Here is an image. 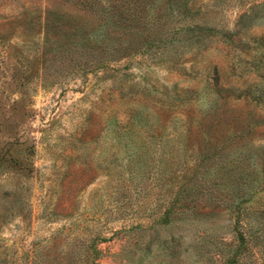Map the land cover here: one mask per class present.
Returning <instances> with one entry per match:
<instances>
[{"label": "rangeland", "instance_id": "rangeland-1", "mask_svg": "<svg viewBox=\"0 0 264 264\" xmlns=\"http://www.w3.org/2000/svg\"><path fill=\"white\" fill-rule=\"evenodd\" d=\"M0 264H264V0H0Z\"/></svg>", "mask_w": 264, "mask_h": 264}]
</instances>
